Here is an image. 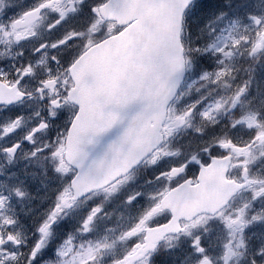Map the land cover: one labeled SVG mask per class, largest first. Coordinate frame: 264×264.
<instances>
[{
    "label": "snow or ice",
    "instance_id": "snow-or-ice-1",
    "mask_svg": "<svg viewBox=\"0 0 264 264\" xmlns=\"http://www.w3.org/2000/svg\"><path fill=\"white\" fill-rule=\"evenodd\" d=\"M192 3L193 0H96V3L89 7V14L97 18V23L108 19L115 24L104 38L89 40L73 54L66 49H69L82 33L67 31L53 39H41L38 46L32 49L40 55V63L50 58L58 68L63 69L59 73V76L63 77V90L55 97L51 96V92L57 89L58 75L52 71L37 77L38 86L32 91L25 89L24 81L34 76V66L31 63L17 68L14 80L0 79V103L14 104L23 102L26 96H35L38 100L47 97L45 107L50 111L62 108L64 104L72 108L64 121L62 131L58 134V140L45 144L43 148L38 147L31 153L35 156L48 150L50 156L58 162L56 171L67 176V183L57 192L50 210L36 226L38 238L27 252L21 253L20 264H40L42 257L49 254V241L60 239L57 233L68 223L65 221L62 224L61 221L67 215L66 210L72 208L79 197L105 185H112L106 190L115 189L120 175L134 166L140 155L147 150L143 147L139 135L134 138V132L139 130L148 137L158 139L165 118L171 123V127L167 128L170 133L173 128L190 121L197 111L201 117L212 119L211 114L214 111H227L244 103L242 98L247 94L249 81H244L242 86L237 85L227 96H201L175 115L165 117L167 103L189 64L186 52H212L222 57L217 60L216 68L212 71L205 70L200 75V79L204 81L219 82L221 85L232 76L231 64L226 61L232 60L234 50L246 44L250 55L264 52V16L249 17L256 25L255 35H234L235 23L217 32V23L226 15L223 11L214 15L205 25L210 37L206 47L186 49L184 25ZM160 8L165 10L164 16L157 14L156 10ZM70 11L74 12L76 9L64 7L63 0H37L34 5L26 7L9 21L10 31H5L4 35H14L17 41L35 36L34 29L48 12L56 14L55 22L47 25L49 30L55 31ZM20 26H23V30H18ZM95 29L96 25L93 24L89 31ZM123 41L131 42L132 51L127 61L130 67L140 70V75L136 81L118 76L115 90L104 93L100 90L99 73L90 61L96 54ZM205 101L207 103L204 108L200 109V105ZM133 107L136 111L129 112ZM258 116L257 111L248 110L238 120L233 121V127L244 123L253 130L249 141L234 144L225 137L219 139V144L224 149L231 147L237 153L248 157L257 142L264 143V120L258 119ZM22 121V116L10 121L4 127V134L18 130ZM47 127L45 119L41 118L37 125L23 136V140L33 142L34 133ZM20 148L21 142H16L3 151L11 160ZM227 159V154L217 155L210 152L207 159L193 158L162 172L161 176H182L184 181L182 184L179 181L169 183L151 207L143 210L132 223L120 231L118 239L125 241L126 246L118 253L112 252L109 264H147L148 256L156 249L164 232L179 230V218L191 214V211L177 206L172 199L173 194L183 190L185 186L195 189L198 194L206 187L210 171L218 173L217 183L223 188L211 207L215 209L225 203L231 192L241 187L235 179L225 175L224 162ZM193 167L198 169L197 175L189 178L188 169ZM247 171L245 166V177ZM15 192L17 196H24V192L19 188H16ZM6 199L0 195V207L4 206ZM128 199L136 201L135 196H129ZM244 214V209H240L238 216L224 217V222L229 228L236 224L242 228L247 223L242 219ZM101 216L102 208L95 205L74 218L78 235L69 232L62 242L55 244L56 264H101L100 258L107 255L108 250L114 249L116 244L115 240L109 242L107 236L100 237L95 234ZM161 216L166 217L164 223L159 222ZM5 222L9 225L15 223L11 218H5ZM77 239L80 241L78 245L75 243ZM7 241L19 244L18 233H0V245ZM193 245L196 252L201 254L198 264H212L209 256L204 254L205 249L200 245L199 237L193 241ZM225 247L226 259L236 254L230 245ZM10 255L13 260L17 259L15 253ZM257 256L259 259L253 258L251 264H264V248L259 250ZM45 264H52V261H45Z\"/></svg>",
    "mask_w": 264,
    "mask_h": 264
},
{
    "label": "flooded vegetation",
    "instance_id": "flooded-vegetation-1",
    "mask_svg": "<svg viewBox=\"0 0 264 264\" xmlns=\"http://www.w3.org/2000/svg\"><path fill=\"white\" fill-rule=\"evenodd\" d=\"M36 2L37 0H0V26H2L0 27V79L14 80L17 76V68L31 63L34 66V76L24 81L25 89L32 91L38 86L37 77L52 71L58 75L57 89L51 92V96L55 97L63 90L61 87L63 77L59 76L63 69L58 68L54 62H51L50 58L44 63H40V55L33 52L32 49L38 46L41 39H53L62 36L67 31H78L82 33L80 38L74 41L69 49H66L67 52L74 54L89 40L97 41L104 38L110 28L115 27V24L113 21L105 19L97 23V18L89 14V7L96 3V0H63L64 7L74 8L76 11H70L57 30L51 31L47 28L48 24L55 22L56 15L53 12H48L34 29L35 36L20 41H17L14 35L5 36V31H10L9 21ZM93 24L96 25L95 31H89ZM18 30H23V26H20ZM46 101L47 97L44 100H38L35 96L31 98L26 96L23 102L0 103V141H2L3 136H14L15 139L11 144L21 142V148L17 152L22 151L29 144V141L23 140V136L35 127L41 118L45 119L48 127L34 133L33 142H38V139L57 141L58 134L62 131L64 121L71 113L72 108L70 105L64 104L62 108L50 111L45 107ZM17 116L23 117L20 128L12 133L4 134V127ZM169 127H171V123L166 122L163 128L165 141L150 157L151 161L149 160L147 163V170L138 174L142 176L141 181L131 180L123 183L128 184L127 189L123 190L124 186L118 188L120 191L117 192L116 196L109 190H105L109 201L105 199L103 201L107 204V209L111 208L114 211V215L112 212L113 216L102 214V218L109 219V224L115 223V230L118 226V233L132 223L134 218L143 210L151 207L153 202L160 198L159 193L163 192L169 183H176L177 181L183 183L184 181V177L172 175L169 177L161 176L166 180L162 182V180L152 178L147 171L153 172L158 167H163L166 172L173 166H179L193 158L196 160L207 159L210 152H215L217 155L224 153L231 157V164L226 176L239 183L249 179V185L239 190L226 205L217 211L200 214L191 220H181L182 231L178 234L167 235L158 241L156 249L148 256L147 264H198L201 254L196 252L193 245V241L197 237L200 239V245L205 249L204 254L209 256L212 264H251L253 258L259 259L257 253L261 248H264V209L259 211L257 207L259 202L264 199V191L257 195L259 189L256 186H263L264 183L257 181L258 176L253 171L250 176L247 171L245 177V166H240L237 161L233 160L238 153L231 147L224 149L219 144L218 138L206 141V136L203 135L205 139L202 140L200 134L194 137L193 133L174 132L176 127L169 133L167 131ZM233 143L238 144L237 141H233ZM34 151L35 149H29L26 154L32 155L31 153ZM48 158L50 159V154H48ZM166 160L172 163L169 169L165 168L166 164L164 166ZM197 172L198 169L193 167L188 169L187 175L191 178L196 176ZM123 181L120 180L115 184V187ZM129 196H135L136 201H129ZM260 197L263 198L260 199ZM101 200L99 202H102ZM240 209H244L245 214L242 219L247 223L242 228L239 224L229 228L224 222V217L235 218L239 215ZM253 217H259V219H253ZM121 219L125 223H121ZM165 220L166 217H159L160 223H164ZM225 245H230L236 254L230 255L226 259L227 249Z\"/></svg>",
    "mask_w": 264,
    "mask_h": 264
},
{
    "label": "rangeland",
    "instance_id": "rangeland-1",
    "mask_svg": "<svg viewBox=\"0 0 264 264\" xmlns=\"http://www.w3.org/2000/svg\"><path fill=\"white\" fill-rule=\"evenodd\" d=\"M214 1L215 0H211V4H213ZM231 10V12L229 11L228 13H226V18L224 17L221 22L217 23V32H219L221 28L227 29L229 25L235 23L236 27L233 32L234 35H239L241 33L248 36L255 35L256 25L249 19V17L252 15L264 16V0H249V2H244L243 5H240L239 8H236V11L234 9ZM194 20L196 21V19ZM208 20H210L209 17H204L202 19H199L197 22L198 24H207ZM207 29L208 28L205 26H199V30L208 32ZM192 40H195V38ZM209 40L210 37L207 42H209ZM197 41L198 37L196 42ZM198 47L202 48V45L196 47L193 46V49ZM262 53L264 54V52H260L255 56H252L257 57ZM194 54L198 59L199 64H204L207 61L209 62L210 68L207 71H212L214 68H216L217 60L222 59V57L214 55L212 52L199 54L194 52ZM248 56L249 52L247 50L246 44L238 50H234V56L232 60L226 61L231 64L232 76L231 78H227L226 83H223L222 85L219 82L212 83L210 81H204L200 79V75L203 71L198 73V77H195L188 81L184 87V89L186 88V90L191 91V94H186L185 92H183L179 96L171 110V115H175L186 105L197 100L201 96L207 95L209 98H219L220 96H227L237 85L242 86L244 81H249L247 94L242 98L244 103L237 105L235 108H239L243 113L247 112L248 110L257 111L259 113L258 119L264 120V63L258 65V68L252 69L250 71L253 72L252 77L249 79L247 78L246 80V75L249 73L250 67L247 66L245 72L244 70H242V68H240V65H238V63L242 61L243 58L246 59ZM254 61L255 60H252L250 62ZM250 82L251 84H254V87H249ZM254 88L257 90H255ZM206 103L207 101L202 103L200 105V109H203ZM235 108L228 109L227 111H214L211 114L212 119L201 117L199 115V111H197L198 115L194 114L190 121L185 123V125H181V129L184 126L190 124L191 129L189 132L193 133L194 137H196L197 134H200V139L202 140L205 139L203 135L206 136V141L214 140L216 138L214 136H216L217 133L225 132L224 127L221 123L224 119L223 113L234 111ZM252 132L253 130L250 129L246 124L241 123L234 127L233 137L235 134L238 140H240L241 142H246L249 141L248 137L252 134ZM14 139V136H3L1 139L2 141H0V195L7 198L4 201V206L0 207V233L6 234L8 231L18 233L20 243L15 244L14 242L7 241L4 245H0V262H2V264H20V261L22 259L21 253L27 252L29 250L28 245H32L38 238L39 234L36 232V226L45 218L47 212L50 210L49 208H51V206L53 205L57 192L60 191L67 183V177L56 171V166L58 163L57 161L54 167L55 171H47L46 166L43 168H36L37 165L43 164L39 162V155L36 157V155L33 156L26 154L29 149H36L38 147L41 148L42 146L44 147L45 144H52L56 141H46L43 139H38V142L35 143L28 142L29 144L27 147H25L18 154H15L13 158L9 160L8 154L4 152L3 149L8 147V145L11 144ZM236 161L240 166L248 167L249 176L253 171L258 176L257 181L259 180V183H261L260 181L264 183V143L257 142L255 146L251 148L248 157H245L243 154L238 153ZM171 164L172 163L170 161L167 162V160L164 162L165 168H169ZM162 172H165L163 167H158L153 172L148 171L152 178L165 182L166 180L161 177ZM141 180L142 176L139 175L133 178V181ZM125 181L130 180L127 179ZM122 186H124L123 190H126L128 184L125 185L121 183L110 192H112L113 195L116 196L117 192L120 191L118 188ZM30 187L32 188V191L30 190ZM256 187L259 189V194L264 191L262 190L264 185ZM16 188H19L22 192H24V196H17L15 192ZM24 188H27V192L24 191ZM48 197L51 199L49 201V204L43 203L42 199H48ZM102 197L103 196L95 195L84 202H76L72 208L66 210L67 215L64 217V220L61 221V223L69 220L70 225L62 228L57 233V235L60 237L59 242H62V239L66 238L69 232L76 234V224L74 223V218L79 216V214L87 208L99 205V201ZM262 198L263 197H260V199ZM44 201L46 202L48 200ZM36 205H41L39 211L35 210ZM257 208L259 211L264 209V199L259 202ZM5 218H11L15 221V223L9 225L5 222ZM100 220H98V222ZM120 222L125 223V221L122 219L120 220ZM111 225L115 226V223H112ZM109 230L112 229L106 223H98L95 234L100 237L107 236L108 240L113 239L114 237H119L118 233L120 231H118L117 233V231L114 230L107 233L106 231ZM77 241H79V239H77L75 243ZM55 242H57V239H51L49 241V254L42 257L41 264H45V261H52V264H56L54 249ZM114 250L117 253L121 251L117 248ZM11 253L16 254V260H13L11 258ZM108 255L112 256L111 250H108V254L105 256ZM106 261H108V257H103V263H105Z\"/></svg>",
    "mask_w": 264,
    "mask_h": 264
},
{
    "label": "water",
    "instance_id": "water-1",
    "mask_svg": "<svg viewBox=\"0 0 264 264\" xmlns=\"http://www.w3.org/2000/svg\"><path fill=\"white\" fill-rule=\"evenodd\" d=\"M157 14L160 16L165 15V10L163 8L157 9ZM132 51V44L130 41H123L114 47L105 49L104 51L96 54L92 60L90 61L92 67H94L97 72L99 73L100 77V90L104 93L114 91L116 86V80L117 77H126L130 81H136L138 76L140 75V70L138 68H132L129 66L127 58L131 55ZM185 77V71L183 72L179 84L175 89L174 94L171 96L170 100L167 103V107L169 103L174 99V97L177 94V91ZM136 108L133 107L129 109V112H135ZM166 117V112H165ZM165 120V119H164ZM164 122V121H163ZM163 124V123H162ZM162 127V125H161ZM160 127V131H161ZM139 135V138L142 142L143 147L147 148L146 151L142 155H140L138 162L129 168L126 172H124L120 177L126 175L128 172H130L134 167H136L146 156H148L151 151L157 147L161 142V135L159 138L155 137H148L144 133L137 132L133 133L134 138ZM228 165V161L224 162V172L226 171ZM211 171L207 175V184L206 187L201 190L198 194L195 189H189L187 186L183 190H180L178 193L173 194L172 199L175 201L178 207L185 208L186 210L191 211L190 215L182 216L180 218H186L190 219L194 217L198 213L202 212H210L214 209L211 207V205L216 201L220 193L223 191V188L218 185L217 183V172L212 171V177L209 175ZM119 177V178H120ZM107 186V185H105ZM103 186V187H105ZM101 187V188H103ZM99 188V189H101ZM96 189V190H99ZM94 191V190H93ZM236 191V190H235ZM92 191H89L82 195L79 198H82L86 196L87 194L91 193ZM234 191L231 192V195L227 198V200L232 196ZM226 200V202H227ZM225 202V203H226ZM223 203L222 205H224ZM221 205V206H222ZM220 206V207H221ZM219 208V207H217ZM215 208V209H217ZM179 218V219H180ZM176 230H169L165 231L163 236L165 234L175 232ZM162 236V237H163Z\"/></svg>",
    "mask_w": 264,
    "mask_h": 264
},
{
    "label": "trees",
    "instance_id": "trees-1",
    "mask_svg": "<svg viewBox=\"0 0 264 264\" xmlns=\"http://www.w3.org/2000/svg\"><path fill=\"white\" fill-rule=\"evenodd\" d=\"M205 7L206 8H210V6H208V5H203L200 10L195 11V14H199L200 12H203L204 9H205ZM208 13H209V11L206 12V14H208ZM185 31H186V34H187L184 37V41L186 43L185 44L186 45V48L187 49H192V47H191L192 44H190L188 42V39H190V36L192 34L191 32L193 31V24H192V21H191V18L190 17H187V19H186V22H185ZM194 46H195V44H194ZM188 53H190V52H188ZM28 246H29V248L31 247V245H28ZM41 261L42 260H40V264H41Z\"/></svg>",
    "mask_w": 264,
    "mask_h": 264
}]
</instances>
